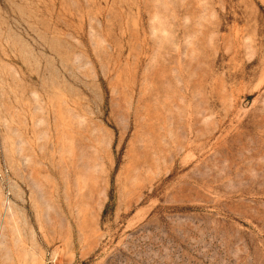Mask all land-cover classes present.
Returning <instances> with one entry per match:
<instances>
[{
  "label": "rangeland",
  "instance_id": "374dc122",
  "mask_svg": "<svg viewBox=\"0 0 264 264\" xmlns=\"http://www.w3.org/2000/svg\"><path fill=\"white\" fill-rule=\"evenodd\" d=\"M0 264H264V0H0Z\"/></svg>",
  "mask_w": 264,
  "mask_h": 264
}]
</instances>
